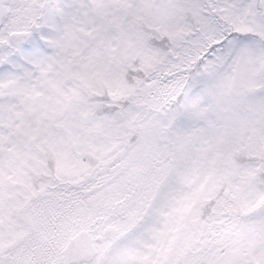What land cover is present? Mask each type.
<instances>
[{"label": "snow or ice", "instance_id": "snow-or-ice-1", "mask_svg": "<svg viewBox=\"0 0 264 264\" xmlns=\"http://www.w3.org/2000/svg\"><path fill=\"white\" fill-rule=\"evenodd\" d=\"M0 264H264V0H0Z\"/></svg>", "mask_w": 264, "mask_h": 264}]
</instances>
